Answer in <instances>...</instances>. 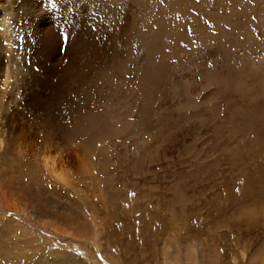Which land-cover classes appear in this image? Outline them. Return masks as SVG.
I'll list each match as a JSON object with an SVG mask.
<instances>
[{
	"label": "rangeland",
	"instance_id": "374dc122",
	"mask_svg": "<svg viewBox=\"0 0 264 264\" xmlns=\"http://www.w3.org/2000/svg\"><path fill=\"white\" fill-rule=\"evenodd\" d=\"M0 9V264H264V0Z\"/></svg>",
	"mask_w": 264,
	"mask_h": 264
},
{
	"label": "bare ground",
	"instance_id": "6f19581e",
	"mask_svg": "<svg viewBox=\"0 0 264 264\" xmlns=\"http://www.w3.org/2000/svg\"><path fill=\"white\" fill-rule=\"evenodd\" d=\"M37 3V2H36ZM4 9V8H3ZM1 10V9H0ZM43 13V12H42ZM11 14H8V12H5L4 13L1 11L0 12V35L1 36H5L6 37V42H7V50L9 51V36L8 34L10 35V31H9V28L11 27L10 26V22L7 21V19L9 20L8 17L11 18L10 16ZM45 17V16H44ZM15 19V18H14ZM57 19V18H56ZM10 21V20H9ZM17 23V22H16ZM24 24V23H23ZM44 28V27H43ZM15 36V35H14ZM11 42V41H10ZM45 44V43H44ZM46 47V46H45ZM12 48V47H11ZM50 52V51H49ZM48 52V53H49ZM11 53V52H10ZM3 55V54H2ZM12 57V56H11ZM13 64L14 62H12L11 64H7V66L5 68H2V77H3V84L5 85V88L8 87L9 83H10V78H11V75H12V70L15 68L13 67ZM1 66V65H0ZM12 69V70H11ZM8 85V86H7ZM3 88V87H2ZM8 89V88H7ZM1 92V91H0ZM83 129L88 131L87 129H85V126H83ZM92 129V128H91ZM53 162V161H52ZM52 171V170H51ZM54 173L56 174V171H54ZM58 174V173H57ZM58 176H61V174H58ZM62 177V176H61ZM29 263V262H28ZM73 264H76V263H73Z\"/></svg>",
	"mask_w": 264,
	"mask_h": 264
},
{
	"label": "snow or ice",
	"instance_id": "6c2138e0",
	"mask_svg": "<svg viewBox=\"0 0 264 264\" xmlns=\"http://www.w3.org/2000/svg\"><path fill=\"white\" fill-rule=\"evenodd\" d=\"M66 38V37H65Z\"/></svg>",
	"mask_w": 264,
	"mask_h": 264
}]
</instances>
